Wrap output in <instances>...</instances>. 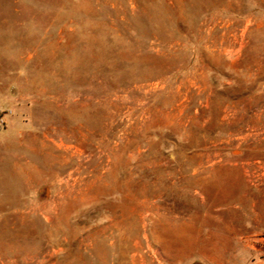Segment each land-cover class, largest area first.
I'll list each match as a JSON object with an SVG mask.
<instances>
[{
    "label": "rangeland",
    "instance_id": "1",
    "mask_svg": "<svg viewBox=\"0 0 264 264\" xmlns=\"http://www.w3.org/2000/svg\"><path fill=\"white\" fill-rule=\"evenodd\" d=\"M195 263L264 264V0H0V264Z\"/></svg>",
    "mask_w": 264,
    "mask_h": 264
},
{
    "label": "bare ground",
    "instance_id": "2",
    "mask_svg": "<svg viewBox=\"0 0 264 264\" xmlns=\"http://www.w3.org/2000/svg\"><path fill=\"white\" fill-rule=\"evenodd\" d=\"M183 242H185V241H183ZM185 243H186V242H185ZM185 243H184V244H185ZM176 244H177V243H176ZM193 244H194V243H193ZM181 245H182V244H181ZM136 246H137V245H136ZM167 246H168V245H167ZM170 246H172V244H171ZM173 246H174V245H173ZM177 246H178V244H177ZM184 246H185V245H184ZM175 247H176V246H175ZM181 248H182V247H181ZM167 249H169V248L167 247ZM170 249H172V247H171ZM170 249H169V250H170ZM176 249H177V248H176ZM179 249H180V248H179ZM174 250H175V249H174ZM184 250H185V247H184ZM185 253H186V251H184V254L182 253L183 256L185 255ZM189 253H190V252H189ZM182 254H181V255H182ZM178 256H180V255H178ZM185 256H186V255H185ZM132 258H133V257H132ZM179 258H180V257H179Z\"/></svg>",
    "mask_w": 264,
    "mask_h": 264
},
{
    "label": "water",
    "instance_id": "3",
    "mask_svg": "<svg viewBox=\"0 0 264 264\" xmlns=\"http://www.w3.org/2000/svg\"><path fill=\"white\" fill-rule=\"evenodd\" d=\"M195 264H200V263H195Z\"/></svg>",
    "mask_w": 264,
    "mask_h": 264
}]
</instances>
